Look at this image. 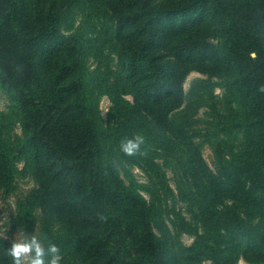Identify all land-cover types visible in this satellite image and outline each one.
<instances>
[{
  "label": "trees",
  "instance_id": "obj_1",
  "mask_svg": "<svg viewBox=\"0 0 264 264\" xmlns=\"http://www.w3.org/2000/svg\"><path fill=\"white\" fill-rule=\"evenodd\" d=\"M0 90V197L33 181L13 227L59 264H264V0H0Z\"/></svg>",
  "mask_w": 264,
  "mask_h": 264
},
{
  "label": "rangeland",
  "instance_id": "obj_2",
  "mask_svg": "<svg viewBox=\"0 0 264 264\" xmlns=\"http://www.w3.org/2000/svg\"><path fill=\"white\" fill-rule=\"evenodd\" d=\"M211 41L216 42L213 39ZM89 66L93 67L91 61L89 62ZM206 76L207 74L204 72L191 70L190 72L187 73V75L183 79L182 82L183 89L187 91V89L190 86V83L195 78L206 77ZM211 78L213 80L219 81V79L215 76H212ZM214 90L216 94L220 95L223 89L222 87H220V85H216L214 87ZM128 99L130 98L128 97ZM8 104L9 102L6 99L5 94L3 93L2 90H0V110L7 111ZM110 106H111V100L109 96L105 94H101L98 98V110L104 124L108 123ZM204 112H205V108H200L197 113V118H203ZM12 133L20 135V128L17 124L14 125ZM200 149L206 162L210 165V167L213 168L214 167L213 153L210 145L207 142L200 141ZM21 165L22 163L20 162L19 167H21ZM132 172L140 182L145 181L142 172L137 167H132ZM122 176L124 177L123 173ZM33 187H34L33 181L29 177L18 175L15 179L14 190L9 195L0 197V237L4 238L11 246L13 243L28 241L31 239V237L33 236L36 237L37 229H35L30 233H24L18 228L13 227L16 201L19 198L25 196ZM145 196L148 198L147 194H145ZM38 212L39 211H37V213ZM164 221L169 224V221L167 220V217H165V215H164ZM155 231L158 233V235H161L159 234L157 229H155ZM177 240L185 245H188L192 242L193 237L189 234L183 233L177 236ZM29 262H30V254L22 257L21 264H29ZM196 264H212V263L210 261H203ZM237 264H252V263H249L245 259L240 258Z\"/></svg>",
  "mask_w": 264,
  "mask_h": 264
},
{
  "label": "clouds",
  "instance_id": "obj_3",
  "mask_svg": "<svg viewBox=\"0 0 264 264\" xmlns=\"http://www.w3.org/2000/svg\"><path fill=\"white\" fill-rule=\"evenodd\" d=\"M142 143L139 140L128 139L122 147L126 153H133ZM9 254L13 257L14 264H21L22 257L30 254V264H59V249L54 243H50L45 249L42 247L40 240L33 236L28 241L16 242L8 249ZM48 257L46 260L45 258Z\"/></svg>",
  "mask_w": 264,
  "mask_h": 264
}]
</instances>
